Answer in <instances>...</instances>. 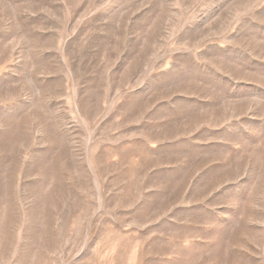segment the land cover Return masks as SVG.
<instances>
[{
  "label": "rangeland",
  "instance_id": "rangeland-1",
  "mask_svg": "<svg viewBox=\"0 0 264 264\" xmlns=\"http://www.w3.org/2000/svg\"><path fill=\"white\" fill-rule=\"evenodd\" d=\"M0 264H264V0H0Z\"/></svg>",
  "mask_w": 264,
  "mask_h": 264
}]
</instances>
